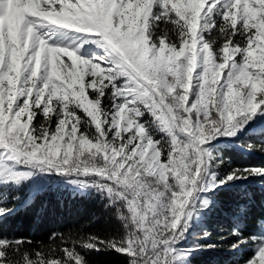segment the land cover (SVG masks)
Instances as JSON below:
<instances>
[{"label":"snow or ice","instance_id":"6c2138e0","mask_svg":"<svg viewBox=\"0 0 264 264\" xmlns=\"http://www.w3.org/2000/svg\"><path fill=\"white\" fill-rule=\"evenodd\" d=\"M213 9L219 24L211 15ZM0 18L5 20L6 42L7 21H16L13 39L24 48L11 103L8 80L0 83L5 97L0 148L25 162L92 171L115 182L109 192L115 185L122 186L117 190L127 212L117 207L116 215L124 221L125 238L92 236L83 247L113 248L128 254L129 264H163L167 246L186 230V211L208 155L203 146L219 135L234 134L241 121L264 106V59H259L264 58L260 28L264 0H150L147 5L145 0H0ZM159 21L172 27L157 36L152 29ZM47 25L92 34L110 66L81 59L78 49L49 46L43 38L46 33H40ZM170 33H175V39ZM237 33L240 39H235ZM162 39L167 45L163 52ZM14 46L9 43L10 49ZM9 65L5 56L0 76L9 73ZM194 84L196 98L191 100ZM108 89V99L125 98L113 105L114 112L101 108ZM88 105L93 106L95 120L85 110ZM77 109L90 119L75 115ZM37 110L43 119L34 125ZM145 111L170 135V144L146 134L147 122L140 121ZM53 116L54 129L50 127ZM235 178L236 171L227 180ZM5 211L0 209V216ZM6 247L0 242V264ZM64 251L74 264H85L79 255ZM24 260L37 264L27 255ZM38 264L61 261L39 259ZM249 264H264V246Z\"/></svg>","mask_w":264,"mask_h":264},{"label":"trees","instance_id":"16d2710c","mask_svg":"<svg viewBox=\"0 0 264 264\" xmlns=\"http://www.w3.org/2000/svg\"><path fill=\"white\" fill-rule=\"evenodd\" d=\"M215 21L217 24L221 22L220 18ZM161 25H163L161 21L157 22L154 29L163 27L164 31L165 28H169ZM203 36L207 39L208 33H204ZM235 39H240L238 34ZM105 96L101 105L108 110L111 101H107ZM78 114L81 119L88 120L82 112ZM38 120L39 114L33 123ZM81 130H84L83 127ZM91 131L94 133L93 127ZM243 137L242 140L224 142L219 146L227 171L233 168H264L263 157L243 156L233 146V143L240 144L245 141L264 146V127L260 135L246 131ZM50 178L51 182L77 179L90 182L91 187H85L83 192L71 193L66 187L60 188L50 184L33 194L27 193L24 186L0 187V209L7 210L0 216V242L7 245L3 249L6 253L4 264H25V255L29 260L37 261V264L39 259L45 261L59 259L61 264H73L74 262L66 256L65 249L82 257L85 264H129L131 257L113 248L103 245L99 249L83 247V242L92 236L115 240L125 238L124 221L116 215L117 207L127 212V204L120 197L117 190L119 188L115 186L113 190L112 200L116 198L117 202L112 203L106 196H102L104 192L100 187L113 185L96 175L91 174L85 178L52 175ZM256 181L257 183H248L239 190L225 188L217 190L215 204L205 214L200 225L192 229L198 237L207 234L206 240L201 238L198 240L204 247L203 250L195 249L185 255L178 254L175 264H234L235 256H226L225 252L207 246L216 243L214 241L218 237H223L218 242L220 247L232 243L239 247L241 241L250 240L262 227L264 176ZM236 212L238 216L234 219L232 216ZM159 252L160 250H157L156 259H159ZM37 253L40 254L39 257ZM163 264H169L167 249L163 256Z\"/></svg>","mask_w":264,"mask_h":264},{"label":"rangeland","instance_id":"374dc122","mask_svg":"<svg viewBox=\"0 0 264 264\" xmlns=\"http://www.w3.org/2000/svg\"><path fill=\"white\" fill-rule=\"evenodd\" d=\"M218 7H221V5H218ZM211 15L214 20L220 18L218 15H216V9H213V13ZM161 22L163 25H166L163 21ZM7 25L8 42H6L4 36L5 20L3 18H0V66L3 65L5 56H8L10 61L9 73H5L0 76V83H2L5 79L8 80L9 92L11 93V95L7 97V99L9 103H11L16 95V81L15 83H13L12 80L9 79V76L15 77V73L11 71V66L13 64V48H9V43H14L15 46L18 48L20 47V44L17 40L13 39L16 21L12 18H9L7 21ZM166 26H168L169 28L172 27L171 25ZM152 30L156 33L157 36L162 35L163 33V27H159L157 29L153 28ZM40 33H46L43 38L48 41L49 46H67L69 47V50L78 49L77 55H79L81 59H89L92 60V62L101 63L102 67L110 66L106 62L107 57L105 50L94 42L95 37L92 34L76 33L71 29H62L58 26L51 25H47L44 28H41ZM170 34L175 39V33ZM155 38V36L152 37V39ZM236 59L239 60V57H237ZM197 71H199V69H197ZM122 81L123 78H120L116 81V83L120 85ZM110 91L111 89L106 90L105 94V99L107 101H111L109 109L105 110L102 105L101 108L108 112H114L116 109L113 105H119L120 103H123L125 98H117L115 101L108 99V92ZM88 95L90 98L93 95L91 90H88ZM195 98L196 95L194 84L193 96L191 100H194ZM4 101L5 97L3 95V90L0 89V116H2L3 113ZM136 106L143 109V105ZM129 107H133V105H129ZM78 112H82L88 120L90 119L89 117H87V115L83 112L82 109H77L75 113V115L80 117ZM42 119L43 117L39 114L38 122L33 124H38L40 121H42ZM140 121L141 123L147 122L146 134L150 135L152 139L166 145L170 144V135L166 131L161 130V126H159L158 122L154 123V118L150 113L145 111L144 115L140 117ZM240 124L242 126H238L234 134L219 135L211 139L203 146L206 152L208 153V155L205 157V167L201 172V176L198 181V186L193 192V196L190 199V204L186 211V216L184 218V227L186 230L183 231V236L181 239L167 246V252L169 253V264H175L178 254L185 255L186 253H189L195 249L203 250L204 247L200 245V242H198V240L199 238H201V240H206L208 238L207 234H203L198 237L197 235H195L196 232L192 229L200 225V223L204 220L205 214L215 204V193L218 189H243L244 185L248 183H257L256 180L264 176V168H233L231 171H227L224 167L225 161L221 158L219 146H222L224 142L232 143L234 142V140H242L246 131H251L257 135H260L262 133V127H264V106H261V108L258 109L255 114H252L246 120V122L241 121ZM50 127L52 129L56 127L55 116H53V119L50 123ZM105 127H107V125H105ZM93 129L95 132L94 126ZM182 138H184L185 140L187 139V137ZM233 146L239 152H241L243 156L256 155L264 158L263 145L253 144L250 141H245L241 142L240 144L233 143ZM234 171H236L238 178L227 180V177ZM91 174L96 175L100 179L107 181L108 183H110V185H114L115 183L114 181L108 180L106 177L99 176L92 171H89L87 173L83 172V170L71 171L69 169L65 171L60 170L58 168L49 167L48 165L40 164L38 162H25L21 159H14L10 157L6 149L0 148V187L24 186L27 193L33 194L41 191L46 186L52 184L53 186H58L60 188L66 187L67 190L71 193H78L83 192L85 190V187H91V185L89 184L90 182L78 181L77 179L51 182L50 177L52 175H57L59 177L85 178L87 176H91ZM169 182L173 188L177 187L174 180H170ZM92 184L96 185L95 182H92ZM115 186L119 189L122 188V186L120 185ZM92 187L95 188L94 186ZM100 188L104 192L102 196H106L111 202L113 191L109 192L110 186H101ZM166 201L167 197H165L164 201L162 202ZM238 212H236L235 215L232 216L234 219L237 218ZM222 238L223 237H218L214 241L216 243H211L207 247L221 250L222 252H225L226 256H235L233 258V260H235L234 264H249V262L256 256L259 248L261 246H264V224L250 240L241 241L239 243V247L233 243L231 245H221L220 247L218 242ZM146 246L149 249L150 257V252L152 250L151 245L147 244ZM242 252H246V254H242Z\"/></svg>","mask_w":264,"mask_h":264},{"label":"clouds","instance_id":"9594fccd","mask_svg":"<svg viewBox=\"0 0 264 264\" xmlns=\"http://www.w3.org/2000/svg\"><path fill=\"white\" fill-rule=\"evenodd\" d=\"M148 3H150V0H145V4L147 5ZM253 17L256 15L255 13H252ZM50 24L51 23H54L53 20H49L48 21ZM233 22H235V18H233ZM195 20L193 21V37H194V43H193V48L195 47ZM260 28H261V31L264 32V23H262L260 25ZM29 33L31 34V29H29ZM40 44H41V47L44 46V41L41 39L40 41ZM167 45L164 43L163 39L161 40V52H163V49L166 48ZM23 53H24V48H21V47H16L14 46L13 47V64L11 66V71L13 73H15V77H12V76H9V79L12 80L13 83H15L16 79H18V76H19V64H18V60L23 56ZM228 53H229V49L227 47H225L224 49V54L225 56L227 57L228 56ZM191 77L189 76V81H190ZM189 90H190V84H189ZM187 98L185 97V100ZM126 107V105H125ZM92 108L93 106L92 105H88L86 107V111L88 112L89 115H92L94 120H95V116H94V113L92 111ZM63 123V122H62ZM85 143H89V142H85ZM151 143V141H150ZM89 147H95L94 145H91L89 143Z\"/></svg>","mask_w":264,"mask_h":264},{"label":"built area","instance_id":"2783aa9c","mask_svg":"<svg viewBox=\"0 0 264 264\" xmlns=\"http://www.w3.org/2000/svg\"><path fill=\"white\" fill-rule=\"evenodd\" d=\"M182 139H184V138H182Z\"/></svg>","mask_w":264,"mask_h":264}]
</instances>
